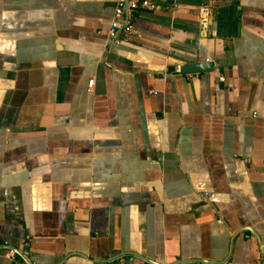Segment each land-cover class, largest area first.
I'll use <instances>...</instances> for the list:
<instances>
[{"label": "crops", "instance_id": "crops-1", "mask_svg": "<svg viewBox=\"0 0 264 264\" xmlns=\"http://www.w3.org/2000/svg\"><path fill=\"white\" fill-rule=\"evenodd\" d=\"M164 1L115 40V0H0V241L33 264H264V0Z\"/></svg>", "mask_w": 264, "mask_h": 264}, {"label": "built area", "instance_id": "built-area-1", "mask_svg": "<svg viewBox=\"0 0 264 264\" xmlns=\"http://www.w3.org/2000/svg\"><path fill=\"white\" fill-rule=\"evenodd\" d=\"M171 1L173 2L174 0ZM137 8L161 11L168 9L169 6L165 4L164 0H115L112 19L107 29V36L110 39L116 40L120 32H124L125 35L141 36L130 18V12ZM210 14L211 8L209 6H203L199 10V21L204 29L208 27ZM206 61L209 60L206 59ZM175 71L181 73V63L176 64ZM219 79L223 80V77L220 76ZM92 83L93 80L90 79L88 85L91 87ZM0 258L9 259L12 264H33L22 252L10 245L6 240L0 241Z\"/></svg>", "mask_w": 264, "mask_h": 264}, {"label": "water", "instance_id": "water-1", "mask_svg": "<svg viewBox=\"0 0 264 264\" xmlns=\"http://www.w3.org/2000/svg\"><path fill=\"white\" fill-rule=\"evenodd\" d=\"M212 68V62L204 61L200 63L185 64L182 71H208Z\"/></svg>", "mask_w": 264, "mask_h": 264}]
</instances>
